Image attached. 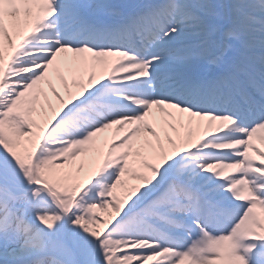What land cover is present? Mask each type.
<instances>
[{"label":"snow or ice","instance_id":"snow-or-ice-1","mask_svg":"<svg viewBox=\"0 0 264 264\" xmlns=\"http://www.w3.org/2000/svg\"><path fill=\"white\" fill-rule=\"evenodd\" d=\"M0 264H264V0H0Z\"/></svg>","mask_w":264,"mask_h":264}]
</instances>
